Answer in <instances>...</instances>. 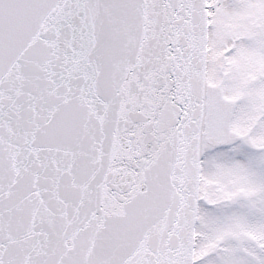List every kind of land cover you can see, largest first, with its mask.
Returning <instances> with one entry per match:
<instances>
[{"label":"snow or ice","instance_id":"snow-or-ice-1","mask_svg":"<svg viewBox=\"0 0 264 264\" xmlns=\"http://www.w3.org/2000/svg\"><path fill=\"white\" fill-rule=\"evenodd\" d=\"M0 264H264V0H0Z\"/></svg>","mask_w":264,"mask_h":264}]
</instances>
